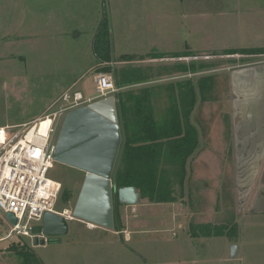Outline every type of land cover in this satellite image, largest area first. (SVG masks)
<instances>
[{"label": "rangeland", "instance_id": "rangeland-1", "mask_svg": "<svg viewBox=\"0 0 264 264\" xmlns=\"http://www.w3.org/2000/svg\"><path fill=\"white\" fill-rule=\"evenodd\" d=\"M244 1L253 10L257 4L264 9V0ZM239 2L0 0V127L56 117V142L67 112L101 100L94 79L105 73L114 76L113 96L128 97L131 104L142 95L156 119L165 111L181 115L177 92L190 84L195 94L190 124L201 129L203 148L208 147L229 125L225 72L264 63V52L226 53L238 46V28L248 33L254 27L245 18L239 25L232 19ZM103 23L111 61L100 62L94 42ZM242 36L244 44L264 43L260 34ZM178 128L183 129L181 117ZM229 167L228 160L185 165L173 201L140 196L136 205H116L119 231L67 219L65 235L46 237L43 246L27 236L0 241V264H20L8 249L12 245L28 249L40 264H264V215L248 213L244 199L237 202ZM46 176L61 184L56 210L72 212L84 173L57 163ZM11 228L0 211V240ZM231 246L237 247V258H231Z\"/></svg>", "mask_w": 264, "mask_h": 264}, {"label": "trees", "instance_id": "trees-1", "mask_svg": "<svg viewBox=\"0 0 264 264\" xmlns=\"http://www.w3.org/2000/svg\"><path fill=\"white\" fill-rule=\"evenodd\" d=\"M104 23L99 28L94 42V53L100 62L111 61L110 40ZM262 52L264 48L230 50L226 53L250 55ZM178 93L181 95L178 103L181 115L176 112L167 114L165 111L166 115H162L160 119L154 118L151 110L145 107L142 95L139 101L136 99L138 102L135 100L130 104L127 103L128 97L124 100L123 95L116 94L119 123L124 135V145L115 173L117 189L133 186L142 198L149 197L158 203L173 201L172 189L182 185L186 176L187 159L199 143V133L190 124L189 119L195 103L193 88L189 84V87L180 88ZM180 117L182 130L178 128ZM113 195L114 214V208L119 202L117 194ZM67 198L64 195L63 200ZM113 229L119 231L115 214ZM215 236L221 234L217 233ZM23 248L12 245L8 249L19 256L20 264H40L34 260L35 257L28 249Z\"/></svg>", "mask_w": 264, "mask_h": 264}, {"label": "water", "instance_id": "water-1", "mask_svg": "<svg viewBox=\"0 0 264 264\" xmlns=\"http://www.w3.org/2000/svg\"><path fill=\"white\" fill-rule=\"evenodd\" d=\"M122 126L119 123L117 98L108 96L64 115L57 135L53 158L84 173L85 177L71 215L73 219L113 230L114 193L120 205L133 206L140 195L133 186L116 188L115 173L124 145ZM9 221L14 217L5 214ZM65 217L45 213L41 225L33 226L34 246L45 245L46 237L63 236L67 232ZM42 236V238H40ZM231 258L237 247L231 246Z\"/></svg>", "mask_w": 264, "mask_h": 264}, {"label": "crops", "instance_id": "crops-1", "mask_svg": "<svg viewBox=\"0 0 264 264\" xmlns=\"http://www.w3.org/2000/svg\"><path fill=\"white\" fill-rule=\"evenodd\" d=\"M247 4L249 3L240 0L239 5L230 13L232 14V19L234 16L238 19V25L243 18H245L247 23H254L253 28L248 27L249 34L240 28L237 29L236 25L237 30L235 33L238 36V46L235 50L238 48H264V43L262 46H255L241 42L244 34L252 37V39L253 36L249 35L260 34L262 40H264V9L257 4V9L253 10L249 5L246 6ZM254 4V2L250 3L251 6ZM185 47L188 50V46L186 45ZM188 51H194V49ZM160 58L163 59L161 55ZM159 59L158 62L163 61L161 59L159 61ZM176 67H179V64ZM225 73V92L227 93L226 99L230 114L228 117L229 125L224 130L226 134L220 130L216 138L212 137L209 146L203 148V135L201 129L197 128V133H199L198 147L192 156L188 158L186 165L195 163L212 166L215 164L217 166L221 161L228 160L229 172H231L234 179L233 189L234 194L237 195V202L241 203V199L246 200L245 205L248 213L258 217L264 215V63L238 66L229 69ZM159 96L161 95L159 94ZM172 99L169 96V100ZM39 119L40 117L31 122ZM206 131L205 129V133ZM216 168L218 169V167ZM237 209L239 210V208ZM185 227L186 224H183L179 226V229L184 230ZM187 237L186 234L185 241H188ZM238 256L237 252L235 257L237 258ZM221 264H224V261Z\"/></svg>", "mask_w": 264, "mask_h": 264}, {"label": "built area", "instance_id": "built-area-1", "mask_svg": "<svg viewBox=\"0 0 264 264\" xmlns=\"http://www.w3.org/2000/svg\"><path fill=\"white\" fill-rule=\"evenodd\" d=\"M94 81L100 99L117 92L111 74H96ZM75 100H81V96ZM55 118H49L50 124L42 134L39 133L42 120L0 127V211L16 221L11 222L12 228L0 241L14 236L32 238L30 229L41 224L45 213L72 219L66 209L56 210L61 184L46 176L56 164L52 156ZM86 225L94 228L89 223Z\"/></svg>", "mask_w": 264, "mask_h": 264}, {"label": "bare ground", "instance_id": "bare-ground-1", "mask_svg": "<svg viewBox=\"0 0 264 264\" xmlns=\"http://www.w3.org/2000/svg\"><path fill=\"white\" fill-rule=\"evenodd\" d=\"M115 97V96H114ZM50 124V119L49 118H45V119H42V121H41V125H40V127L37 125V127H36V130L38 129V127H39V133L40 134H42V133H44L45 131H46V129H47V126ZM55 147V146H54ZM54 151V150H53ZM52 156H53V154H52ZM61 165V164H60ZM66 166V165H65ZM60 183V182H59ZM66 220H67V218H66ZM68 220H73V217H72V219H68ZM84 223V222H83ZM85 223H89V222H85ZM90 225H93L92 223H89ZM41 225V224H40ZM37 226H39V225H37ZM94 226V225H93ZM96 226H94V228H95ZM32 235V234H31ZM33 236V235H32ZM40 238H42V236L40 237ZM32 239H33V237H32ZM46 239V238H45Z\"/></svg>", "mask_w": 264, "mask_h": 264}, {"label": "flooded vegetation", "instance_id": "flooded-vegetation-1", "mask_svg": "<svg viewBox=\"0 0 264 264\" xmlns=\"http://www.w3.org/2000/svg\"><path fill=\"white\" fill-rule=\"evenodd\" d=\"M55 121H56V118H55ZM56 164H57V163H56ZM56 164H55V165H56Z\"/></svg>", "mask_w": 264, "mask_h": 264}]
</instances>
